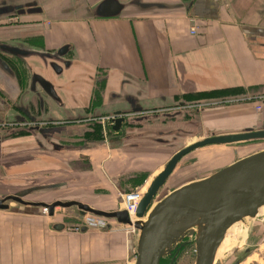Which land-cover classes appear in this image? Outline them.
<instances>
[{
    "label": "crops",
    "instance_id": "obj_1",
    "mask_svg": "<svg viewBox=\"0 0 264 264\" xmlns=\"http://www.w3.org/2000/svg\"><path fill=\"white\" fill-rule=\"evenodd\" d=\"M142 1L180 4L190 0ZM192 28L197 30L195 34L191 33ZM119 32L111 30L107 39L112 50L119 53L122 50L124 55L120 54L112 65L106 101L112 92L122 89L128 75L138 83L133 81L125 89L134 92L138 85H145L146 92H150L143 106L167 105L169 100L176 104L178 97L209 93H214L218 101L214 103H219L225 98L221 96L226 95L231 105L215 106L200 116L201 124L208 128L234 131L264 120V115L256 113L254 101L264 96V45L247 38V35L256 40L264 38V0H197L190 10L173 9L158 15L136 11L132 14L130 48ZM31 33L53 34L49 46L54 48L68 39L87 41L91 36L88 28L77 31L64 23L50 29L40 26ZM104 42L93 43L91 48L104 52ZM95 70L92 55L81 49L80 60L64 73L63 79L59 81L54 76L68 109L90 102ZM60 86H64V91L59 92ZM112 154L109 149L91 146L64 158L71 171L35 172L18 177L34 179V184L54 178L65 181L66 193L93 192L99 195L97 205L119 209L125 191L111 180L113 169L121 168L124 162L111 164ZM83 155H89L90 164L86 168ZM152 158L140 155L132 168H147L150 180L160 169L153 163L164 159ZM70 218L62 221L68 223ZM110 222L112 226L107 231L92 228L85 232L72 228L56 231L54 222L42 209L13 202L9 211H0V264H134L131 230L125 228L127 225Z\"/></svg>",
    "mask_w": 264,
    "mask_h": 264
},
{
    "label": "flooded vegetation",
    "instance_id": "obj_2",
    "mask_svg": "<svg viewBox=\"0 0 264 264\" xmlns=\"http://www.w3.org/2000/svg\"><path fill=\"white\" fill-rule=\"evenodd\" d=\"M104 1L0 0V138L28 137L31 133L39 134L38 129L42 128H66L69 133L63 136L73 142H64L65 145L99 146L113 152L110 155L111 164L124 162L121 168L113 169L114 179L111 182L122 191L129 192L139 185L145 187L150 184L164 170L171 157L182 148L212 136L215 131L222 130L202 125L200 116L210 108L229 106L232 103L226 95L221 96L225 97L222 98L221 103H214L218 102L214 93L178 97V102L173 106L146 105L139 112L132 111L140 107L138 104L120 103L113 96H110L109 101L106 102L105 96L112 74V65L120 54L124 55V51L121 50L119 53V50H112L108 44L109 32L120 31V36L126 40L125 44L128 43L127 47H132V14L139 9L134 6L135 0H116L123 6L118 15L98 16V12L106 11L98 9ZM190 1L195 3L197 0ZM63 23L65 27H72L77 31H86L88 28L91 30V36H88L91 41L68 39L69 41L54 48L49 46L54 39L53 34L31 33L40 26L50 29ZM73 35L78 37L74 33ZM103 40L106 45L104 52L91 48L93 43ZM27 48L49 54L64 51V58L73 66L74 62L76 65L77 60H80L81 49L89 52L96 65L92 75L93 88L90 102L68 109L60 95V101L51 99L36 81L34 83L37 79L35 74L46 77L42 57L34 55L23 58L19 55L20 50ZM8 72L11 77L8 76ZM54 76L60 81L64 74H49V81L56 85ZM8 78L11 79L10 84L7 82ZM59 83L63 85L62 82ZM63 88L64 86H60L59 92L64 91ZM7 94H15V101H9ZM260 97L254 98V101H257L256 104L258 102L261 104V108L256 109V113L262 116L264 96ZM245 128L264 129V120L240 127L235 131ZM188 139L192 141L183 144ZM209 146L217 145L206 147ZM140 155H148L155 159L164 157L160 162L152 158L155 160L153 165L156 164L160 169L150 180H148L147 168L142 166L132 168V163ZM88 156L83 155L82 163L85 168L90 164ZM119 209H122L121 202ZM187 244V242L180 244L166 264H175ZM175 254L177 255L174 258Z\"/></svg>",
    "mask_w": 264,
    "mask_h": 264
},
{
    "label": "water",
    "instance_id": "obj_3",
    "mask_svg": "<svg viewBox=\"0 0 264 264\" xmlns=\"http://www.w3.org/2000/svg\"><path fill=\"white\" fill-rule=\"evenodd\" d=\"M134 2V6L139 9L138 13L152 15L180 8L190 10L189 7L193 4L192 1L180 4L145 3L142 0ZM122 8V4L116 0H105L98 9L106 11H100L97 15L116 16ZM247 38L264 45V38L256 40L250 35ZM20 51L19 55L23 58L34 55L42 57L46 77L35 74L37 79L34 83L36 81L51 99L60 101L58 88L49 81V74H64L72 68L71 62L64 58V51L52 54L29 48ZM8 76L12 75L8 72ZM10 81L8 78L7 82ZM133 81L138 83L127 75L122 82V89L112 92L110 96L120 103L138 104L140 107L132 111L139 112L144 109L143 102L150 97V92H146L145 85H138L139 89L134 92L125 89L128 85L132 86ZM6 97L11 102L15 101V94H7ZM108 101L109 99L106 102ZM169 101L168 106L175 104ZM38 132L39 134L31 133L26 139L0 138V211H9L13 202L43 211L47 208L46 215L54 222L53 228L56 231L72 228L85 232L90 229L87 225H73L57 220V207L74 208L83 220L91 217L104 218L107 221L106 226L102 227L104 231L111 228L110 221L127 225L137 231L134 264H161V260L170 255L186 237L192 236L196 244L195 264H216L218 248L230 227L246 217H256L264 206V149L241 157L207 175L201 176L200 173L201 177L188 178L163 197L157 198L164 183L188 154L208 145L223 146L264 140V129L215 131L212 136L182 148L146 187L135 213L136 218L146 220L135 222L124 209L97 205L99 195L93 192L66 193L68 182L54 178L34 184V179L19 178L20 175L35 172L71 171V165L64 158L87 149L83 146L65 145L64 142H73L63 136L68 132L66 128H42ZM195 228L197 231L193 230Z\"/></svg>",
    "mask_w": 264,
    "mask_h": 264
},
{
    "label": "rangeland",
    "instance_id": "obj_4",
    "mask_svg": "<svg viewBox=\"0 0 264 264\" xmlns=\"http://www.w3.org/2000/svg\"><path fill=\"white\" fill-rule=\"evenodd\" d=\"M257 107V106H256ZM257 109V108H256ZM203 135V134H202ZM190 139L185 140L183 144L189 143ZM264 149V140L244 142L234 145L209 146L197 149L185 157L178 166L175 173L162 187L158 199L163 197L173 188L177 187L188 178L201 177L217 171L233 161L244 157L252 152ZM201 173V176H199ZM171 181H174L171 183ZM124 194V193H123ZM156 198V200H157ZM122 202V197L120 198ZM68 224L80 225L83 220L76 209L56 208V219L68 218ZM72 219V221H71ZM146 220V218L144 219ZM84 221V220H83ZM131 230L132 236V259L136 257L137 231L132 227H125ZM91 229V228H90ZM95 230L102 228L93 227ZM197 231V228H195ZM199 229V227H198ZM188 244L179 254L175 264H195L196 244L195 238L186 237L182 243ZM181 243V244H182ZM180 245V244H179ZM178 245V246H179ZM177 246V247H178ZM177 247L161 260V264H166L177 249ZM133 260V262H134ZM264 264V213L259 212L256 218L246 217L235 223L228 230L224 241L221 243L216 254V264Z\"/></svg>",
    "mask_w": 264,
    "mask_h": 264
},
{
    "label": "built area",
    "instance_id": "obj_5",
    "mask_svg": "<svg viewBox=\"0 0 264 264\" xmlns=\"http://www.w3.org/2000/svg\"><path fill=\"white\" fill-rule=\"evenodd\" d=\"M197 30L195 28H192L191 33L195 34ZM263 98V97H260ZM256 108L259 110L261 108V104L258 102L256 104ZM143 190L144 187L125 192L122 195V209L126 210L130 217L131 215L136 213L137 207L139 202L142 199L143 196ZM44 212L47 213L48 210L47 208L44 209ZM107 224V221L104 218H99V217H91V218H86L83 223L80 225H87L89 228L97 227V228H102L105 227ZM79 231V229H76Z\"/></svg>",
    "mask_w": 264,
    "mask_h": 264
},
{
    "label": "bare ground",
    "instance_id": "obj_6",
    "mask_svg": "<svg viewBox=\"0 0 264 264\" xmlns=\"http://www.w3.org/2000/svg\"><path fill=\"white\" fill-rule=\"evenodd\" d=\"M148 185H149V184H148ZM146 187H147V186L144 187L143 192L145 191ZM259 212H260V213H261V212L264 213V206L260 208ZM258 215H259V213H258ZM258 215H257V216H258ZM257 216H256V217H257ZM256 217H254V218H256ZM135 218H136L135 214L131 215V219H132L134 222H135V221H145V220H144L145 218H143V219L136 218L137 220H134ZM250 218H251V217H250ZM193 230L196 231V229H193ZM224 239H225V238H224ZM223 241H224V240H223Z\"/></svg>",
    "mask_w": 264,
    "mask_h": 264
}]
</instances>
